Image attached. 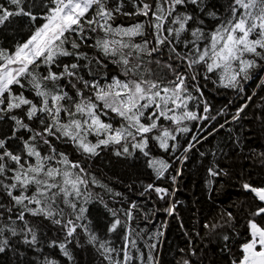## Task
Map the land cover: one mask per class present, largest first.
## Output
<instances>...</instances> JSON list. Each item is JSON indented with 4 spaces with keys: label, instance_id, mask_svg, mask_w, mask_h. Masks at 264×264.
<instances>
[{
    "label": "snow or ice",
    "instance_id": "snow-or-ice-1",
    "mask_svg": "<svg viewBox=\"0 0 264 264\" xmlns=\"http://www.w3.org/2000/svg\"><path fill=\"white\" fill-rule=\"evenodd\" d=\"M127 3L134 11L125 9L126 0H38V3L33 0L31 4L26 0H8V4L15 6L12 9L0 4V28L18 23L21 27L27 24L30 29L27 39L17 43L14 50L0 47V120L7 117L14 122L11 137L0 138V194L6 195L12 204L6 209L8 213L18 209L15 220L9 216L10 224H0V237L5 231L12 236L23 233L24 243L37 244V232L25 219L26 214H30L50 219L66 230L65 240L58 247L69 260L72 256L67 244L71 243L69 238L74 236L77 228H83L89 234V243L95 244L98 240L87 224H78L73 219L63 221L64 209L58 200L72 209L70 215H74L76 221H81L86 219L87 209L83 206L77 209V200L83 197V202L87 203L91 194L85 191L88 184L85 169L65 153L58 152L49 138L71 143L87 156H96L102 146L112 144L122 146V151H117L116 155H131L128 143L132 141L133 149L149 156L145 149L150 139L156 140L165 151L170 148L175 151L176 145L169 144L176 140L174 131H190L186 126L180 127L183 121L209 118L198 117L197 113L187 110L188 102L195 97L187 84L189 77L178 70L179 65L175 68L166 65L174 79L165 82L153 78L145 66V56L151 58L153 53L162 54L161 46H166L176 59L185 63L191 72V80H197L194 69L200 65L205 79L210 78L208 74H216L223 87L240 91H243L242 82L252 79L253 70H264V0H231L223 16L206 11V0H155L154 6L145 0H127ZM189 6H195L192 12L186 11ZM178 8L185 11H178ZM197 9L217 21L211 31H205L204 20L199 18ZM117 15L150 17L147 26L152 29L154 43L148 39L134 42L135 37L146 35L145 22L129 27L113 26ZM166 23L168 27H165ZM190 29L193 39L183 41L188 51L178 52L176 45L181 43V34ZM90 33L102 35H97L94 43L87 45V41L93 39ZM82 45L97 49L104 58L121 65L126 78L113 76L110 82L104 83L95 77L85 79L80 74L82 69H88L92 75L90 65L93 62L104 65L101 59L90 58L80 51ZM63 57H71L74 62H65ZM65 79L75 89L74 95L59 83ZM17 87L21 91L17 92ZM26 88L34 93L32 99L25 96L23 90ZM196 91H200L198 86ZM17 110H22L23 115L14 114ZM203 111H209L207 104ZM111 114L123 121L119 127L102 119L111 118ZM238 116L239 112L234 119ZM25 118L27 121L38 120L40 127L31 126ZM162 120L172 122L176 129L170 130ZM21 130L30 134L27 139L17 136ZM154 131L158 134L149 136ZM89 136H95V143L88 139ZM10 139L23 142L21 153L9 150ZM40 142L48 146L47 154L39 149ZM193 146L190 143L184 151ZM149 166L155 170L157 178H161L169 164L153 158L149 160ZM212 174L216 175L215 172ZM92 183L97 181L93 179ZM243 187L264 202V187L247 183ZM152 188L151 184L147 186V189ZM154 190L161 199L167 194L164 188L155 187ZM3 207L0 204V208ZM136 207L133 203L125 212L128 220L132 219V209ZM174 207L165 211L171 215ZM112 215L116 216V212L112 211ZM228 216L231 218V213ZM251 217L248 221L250 238L240 245L241 256L232 264H264V226L256 220V217L264 218V206H258ZM16 221L23 222L19 233ZM120 225L121 221L116 219L109 231H115ZM126 227L122 260L112 256L116 249L108 247L107 242L99 243L98 250H102L101 254L109 264H129L132 259L129 244L136 248L137 242L130 239L131 227ZM211 227L215 229L217 225ZM223 239L227 241L229 237ZM8 243L7 238L0 239V252ZM45 264H55V261L46 260Z\"/></svg>",
    "mask_w": 264,
    "mask_h": 264
},
{
    "label": "trees",
    "instance_id": "trees-1",
    "mask_svg": "<svg viewBox=\"0 0 264 264\" xmlns=\"http://www.w3.org/2000/svg\"><path fill=\"white\" fill-rule=\"evenodd\" d=\"M32 2L33 0H26V3ZM145 2L155 5V0ZM230 3L231 0H206V11H215L218 16H223ZM0 4L10 9L15 7L8 4V0H0ZM194 8L195 6H189L186 11L192 12ZM125 9L134 11L127 0ZM178 11L185 9L178 8ZM196 11L199 18L204 20L205 31H211L217 21L200 13L198 9ZM149 18L117 15L113 26L129 27L145 22L146 35L135 37L134 42L141 43L143 39H148L154 43L152 29L147 26ZM168 26L166 23L165 27ZM29 32L27 24L21 27L18 23H11L0 28V47L14 50L17 43L27 39ZM89 35L93 39H89L87 45H92L94 38L102 33ZM186 39H193L191 29L181 34V43L176 45L178 52L188 51L183 44ZM161 48L162 54L153 53L151 58L144 57L145 66L150 69L153 78H161L165 82L174 79L172 71L166 65L171 64L174 68L179 65L178 70L187 73V84L195 97L188 102L187 110L197 113L198 117L209 118L183 121L180 127L186 126L190 131H174L176 140L169 141V144L176 145L175 151L171 148L165 151L156 140L150 139L145 149L149 151V156L133 149L132 141L128 143L131 155H116L117 151H122V146L112 144L102 146L96 156H87L71 143L49 138L58 152L65 153L71 161L79 162L85 169L88 179L85 191L91 194L87 203L83 202V197L77 200V209L81 206L87 209L84 214L86 219L81 221H76L75 216L70 215L72 209L58 200L59 206L64 209L63 221L73 219L78 224H87L98 240L95 244L89 243V234L83 228H77L74 236L69 238L71 243L67 244L72 256L69 260L58 247L65 240L66 230L43 216L26 214L29 226L37 232L38 243L26 244L23 233L12 236L5 231L0 239L7 238L9 243L0 252V264H45L46 260L55 261V264H109L101 254L102 250H98L99 243L107 242L108 247L116 249L112 256L122 260L126 226L133 230L130 239H136L137 242L136 248H131L129 244L132 257L129 264H184L185 261L188 264H232L234 259L241 256L240 245L250 238L248 221L252 218L251 213L262 206L243 185L247 183L253 187H264V83L259 82L264 70H253L252 79L242 82L243 91L223 87L216 74H208L210 78L205 79L203 66L200 65L194 69L198 75L197 80L193 81L185 63L176 59L175 54L168 51V47ZM80 51L86 52L90 58L101 59L104 65L93 62L90 65L92 75H89L88 69H82L80 74L85 79L92 80L95 77L104 83L110 82L113 76L126 78L122 74V66L111 62L110 58H104L97 49L82 45ZM61 59L74 62L71 57ZM149 60L151 63H147ZM59 83L70 95L75 94V89L66 79ZM257 85L259 86L254 92ZM197 86L200 91H196ZM77 87L82 85L77 84ZM15 90L21 91L18 87ZM23 91L29 99L34 97L30 89ZM85 94L88 95L89 92L86 91ZM205 104L209 109L207 113L203 111ZM241 108L243 111H239ZM238 112V118L234 119ZM14 114L23 115V111L17 110ZM102 119L113 123L115 127L123 123L115 114H111V118ZM25 121L35 128L40 127L38 120L27 121L25 118ZM161 122L170 130L177 127L170 121ZM13 129L12 120L7 117L0 120V138L11 137ZM156 134L158 133L154 131L149 136ZM21 135L27 139L30 134L21 130L17 136ZM88 139L95 143V136H89ZM190 143L194 146L187 153L184 149ZM8 145L9 150L22 152L21 140L10 139ZM39 149L43 154L48 153V146L42 142L39 143ZM182 155H185L184 160L178 168ZM153 158L162 159L169 164L161 178H157L155 170L149 166V160ZM176 169L180 171L177 176L174 175ZM93 179L97 183H92ZM150 184L153 188L147 189ZM155 187L167 190L163 199L155 192ZM31 191L30 189L29 194ZM133 203L137 207L132 209V219L128 220L125 212ZM0 204L4 206L0 208V213H3L0 224H10L9 216L15 220L18 209L8 213L6 209L12 207V204L3 194H0ZM173 205L174 211L169 215L165 210ZM112 211L116 212V216L112 215ZM228 213H231V218ZM116 219L121 221V225L115 231H109ZM256 220L264 226V218L256 217ZM212 225L217 227L213 229ZM16 227L19 233L23 222L16 221ZM224 236L229 239L225 241ZM28 238H31L30 235ZM52 241L57 244L52 245ZM152 245L155 247H150ZM149 256L152 257L151 260Z\"/></svg>",
    "mask_w": 264,
    "mask_h": 264
},
{
    "label": "rangeland",
    "instance_id": "rangeland-1",
    "mask_svg": "<svg viewBox=\"0 0 264 264\" xmlns=\"http://www.w3.org/2000/svg\"><path fill=\"white\" fill-rule=\"evenodd\" d=\"M263 78H264V73H263L262 77L260 78V81H259V82H261ZM258 84H259V83H258ZM258 86H259V85H257V86L255 87L254 92H255V90L258 88ZM254 92L252 93V95H254ZM251 97H252V96H251ZM251 97H250V98H251ZM250 98H249V99H250ZM192 148H193V147H192ZM192 148H191V149H192ZM184 156H185V155H184ZM184 156L182 155V157H181V159H180V162L178 163V166H177L178 168L180 167L181 162L184 160ZM179 172H180L179 169H176L174 175L177 176ZM176 176H175V177H176ZM175 177H174V180H175Z\"/></svg>",
    "mask_w": 264,
    "mask_h": 264
},
{
    "label": "water",
    "instance_id": "water-1",
    "mask_svg": "<svg viewBox=\"0 0 264 264\" xmlns=\"http://www.w3.org/2000/svg\"><path fill=\"white\" fill-rule=\"evenodd\" d=\"M249 101H250V99H249ZM249 101H248V102H249ZM246 105H247V104H246ZM246 105H244L243 108H245ZM190 150H191V149H189V150L187 151V153H188ZM187 153H186V154H187ZM247 191L250 192V193H252L250 190H247ZM252 194L254 195V193H252ZM254 196H255V195H254ZM255 198H256V197H255ZM256 199H257V198H256ZM257 200H258V199H257ZM258 202L261 203L262 206H264V202H260L259 200H258Z\"/></svg>",
    "mask_w": 264,
    "mask_h": 264
}]
</instances>
